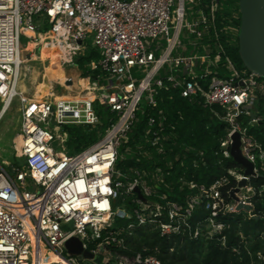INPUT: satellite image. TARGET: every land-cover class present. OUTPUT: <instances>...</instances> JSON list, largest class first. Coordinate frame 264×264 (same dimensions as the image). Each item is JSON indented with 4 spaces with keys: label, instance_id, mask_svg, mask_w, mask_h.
<instances>
[{
    "label": "built area",
    "instance_id": "built-area-1",
    "mask_svg": "<svg viewBox=\"0 0 264 264\" xmlns=\"http://www.w3.org/2000/svg\"><path fill=\"white\" fill-rule=\"evenodd\" d=\"M219 3L0 0V83H6L1 100L15 89L24 63L19 60L21 44L27 38L38 44L43 34L45 44L59 40L62 46L84 45L91 39L93 49L100 54L98 60L89 63L92 73L85 79L94 83L95 89L84 90L85 98L23 99L18 133L22 139L20 145L14 141V146L25 165L12 166L14 177L0 163V264H80L78 261L88 259L80 260L69 252L66 243L72 237L79 238L84 249L100 256L104 264H162L153 254L129 257L116 250L126 247L133 227H144L149 221L162 236L190 227L193 201L184 213L175 202L166 207L149 198L156 190L148 184L145 171L132 169L130 179L116 167L119 149L135 128L139 106L156 105L157 88H180L183 97L201 96L209 106H221L225 111L222 119L230 126L224 145H231L233 134L239 133L243 156L254 164L261 160L264 168V149L240 121L243 116H251L249 124L262 119L256 103L264 93V80L251 72L242 73L220 44L212 45V39L220 37L216 23ZM233 17L239 15L233 13ZM231 22L223 30L232 37L239 36L240 28ZM46 23L49 29L43 30ZM223 57L229 77L212 73ZM76 63L63 61L62 68ZM209 76L208 84L202 85L201 80ZM68 82L73 84V79ZM13 93L17 96L15 90ZM5 106L3 103L0 113ZM102 106L113 114L105 133L80 151L66 147L69 133L65 126L96 127ZM51 121L57 123L55 130L49 127ZM156 122L155 117L149 118L141 144L146 156H152L148 146L162 153L170 140L164 124L156 127ZM59 129L62 133H56ZM255 171L258 173L256 167ZM30 185L36 189L29 190ZM138 187L146 198H133L136 206L132 211L125 210L126 204L120 200ZM211 189L213 197L219 198L216 185ZM239 197L251 204L246 195L240 193ZM237 204L235 201L230 209L235 210ZM165 209L166 220L161 218ZM116 218L136 222L116 226ZM92 243L95 247L90 249ZM41 248L47 251L43 256Z\"/></svg>",
    "mask_w": 264,
    "mask_h": 264
},
{
    "label": "trees",
    "instance_id": "trees-1",
    "mask_svg": "<svg viewBox=\"0 0 264 264\" xmlns=\"http://www.w3.org/2000/svg\"><path fill=\"white\" fill-rule=\"evenodd\" d=\"M217 10V29L220 37L212 39V45L217 42L226 55L234 62L242 73H250L244 66L239 55L238 35L227 34L223 27L232 23L240 28L241 15L239 0H219ZM233 13L239 15L234 19ZM49 29L46 23L43 30ZM213 34V32L211 33ZM213 38V36H212ZM211 42V41H210ZM96 49L85 44L80 53L77 67L81 77L86 78L92 73L87 69V61L98 60ZM213 74L229 77L230 71L225 57L218 67L212 68ZM211 76L201 80L206 86ZM264 80V77H260ZM156 105L142 103L137 112L135 128L130 132V139L119 149L116 167L127 178L133 179L132 169H139L148 174L147 182L156 192L150 199L167 206L175 202L182 206L183 213L193 201L191 215L188 217L189 228L181 232L162 236L153 224L137 228L134 235L127 236L126 247L116 248L119 253L129 257L137 253L157 256L162 264H264V168L261 160L255 167L258 174L249 180V186L254 194L248 196L253 210H231L235 205L231 194L237 187L238 180L232 172L243 174L245 168L225 152L230 150V144L225 146L230 126L222 119L224 109L219 105L209 106L201 96L183 97L180 88H157ZM262 119L249 124L251 116H243L240 121L247 127L248 133L255 138L264 149V93L260 94L256 103ZM99 123L96 127L70 125L65 130L69 133L68 146L80 151L97 141L110 126L112 113L105 106L98 109ZM156 118V127L163 123L164 133L170 140L166 142L165 151L158 153L157 149L148 146L152 156L142 153L145 131L148 129L150 117ZM116 120L114 117L113 122ZM161 175L162 180L157 181ZM127 178H123L125 181ZM220 192L219 198H214L213 186ZM205 187V190L202 189ZM143 195V193H142ZM166 196L162 198V196ZM133 198H142L137 191L131 192L120 202H125L127 209L132 211L136 206ZM146 197L143 195L142 199ZM220 202V203H218ZM218 203L216 207L214 204ZM168 210L161 217L166 220ZM158 219V218H155ZM136 219L116 218V226L127 227ZM221 226L217 230L212 223ZM214 230L213 232H211ZM95 243L90 245V249Z\"/></svg>",
    "mask_w": 264,
    "mask_h": 264
},
{
    "label": "water",
    "instance_id": "water-1",
    "mask_svg": "<svg viewBox=\"0 0 264 264\" xmlns=\"http://www.w3.org/2000/svg\"><path fill=\"white\" fill-rule=\"evenodd\" d=\"M241 26L238 36L239 55L249 72L264 77V0H239ZM257 115L252 114L255 119ZM21 135L15 139V143L21 144ZM230 154L233 159L245 168V176L241 178L238 186L231 192L235 201L238 202L236 210H253V205L242 202L239 194L248 184L250 177L257 175L255 164L245 158L241 152V139L239 133H234L230 146ZM136 191L143 198L141 189ZM67 249L77 254L79 259H95L97 256L89 249H84L82 242L77 237H72L66 243Z\"/></svg>",
    "mask_w": 264,
    "mask_h": 264
},
{
    "label": "rangeland",
    "instance_id": "rangeland-1",
    "mask_svg": "<svg viewBox=\"0 0 264 264\" xmlns=\"http://www.w3.org/2000/svg\"><path fill=\"white\" fill-rule=\"evenodd\" d=\"M88 44L91 45V50H93L94 47H93V43H92L91 39L88 40L87 45ZM21 45H22L21 46V56L25 59H28V60H27V62H24L22 67H21V77H20L21 84L19 85V87L17 89V96L13 102V106L0 119V163H2L5 166V168L11 173V175H13L14 177H15V172L13 171L12 166H18V167L22 168L25 165L24 164L25 159H22L21 157H19L16 154V150H15V146H14V141H15L18 133L20 132V128H21L22 119H21V110L20 109L22 108V105H23V99L29 98L30 96L35 95V85H33V78L37 77L39 72L42 73L43 67L46 64H48L47 62H42L40 60L35 59L34 54L40 48V46H38V45H37L38 47L36 46V43H35V46L31 50H28V49L25 50L24 49L25 41H22ZM36 47H37V49H36ZM86 67H87V69L90 70V66H89L88 61L86 63ZM63 69L65 70L66 74L69 76L68 78L73 77V79H75L76 77H78V80H79V77H80V79L82 78L80 75L81 71L77 67V63L65 65V66H63ZM70 76H72V77H70ZM5 85H6V83H0V97H2L1 93L4 90ZM59 88H61V90L64 89L61 87V85H59ZM59 88L57 90L58 92H60ZM69 93H73V92H69ZM4 100H5V98H3L2 100L0 99V111L2 109ZM55 125H57V123L55 121H51L49 124V127L52 130H55L56 129ZM66 126H70V125H66ZM64 130H65V128H64ZM57 132L62 133V130L59 129L58 131H56V133ZM65 145H66V147L68 146L67 143ZM163 151H165V149ZM225 154L231 155L230 150L226 151ZM232 173L234 175H236L238 183L241 180V178L245 176V171L243 174H239L236 172H232ZM156 179H157V181L162 180V176L159 175V176H157ZM20 188H21V190H23L21 186H20ZM28 189L33 191L36 189V187H34L33 185H30L28 187ZM240 193L246 195L247 198H248V196L254 194L253 189L249 186V181H248V184L241 190ZM119 205H121V204H119ZM126 208H127V206H126ZM126 208H125V210H128ZM114 209H116V205H114ZM128 219H130V218H128ZM212 224L215 227L214 230H217L218 228L221 227L219 225H216L214 222ZM136 229L137 228H134V227L131 229V236L134 235ZM214 230H212L211 232H213ZM78 262L80 264H104V260L100 256H97L93 260L88 259V260L78 261Z\"/></svg>",
    "mask_w": 264,
    "mask_h": 264
},
{
    "label": "bare ground",
    "instance_id": "bare-ground-1",
    "mask_svg": "<svg viewBox=\"0 0 264 264\" xmlns=\"http://www.w3.org/2000/svg\"><path fill=\"white\" fill-rule=\"evenodd\" d=\"M44 38H45L44 35L41 34L40 39L37 42L41 46V49L37 50V52L34 54V57L36 60L47 62L48 64H46L43 67L41 79L35 84L37 85V90L35 92V95L30 96L29 100L36 98V100L50 99L54 101V100H59L62 98L79 99V100L81 98H85L83 97L85 94L82 95V92L87 89L94 90L95 84L88 81L85 78H82L79 82L78 77L75 78V80L73 81V84H69L70 83L68 82L69 76L66 74L65 70L62 68V62L63 61H67L70 63L77 62L80 58L81 51L83 50V48L85 47V44L88 41L85 42L84 45L68 44L67 46H62V43L59 40H57V42H53L52 44H45ZM38 44H36V46ZM34 46H35V43L29 42V39L27 38L25 41L24 49L31 50ZM19 60L20 62H27V60L24 59L23 57H19ZM20 77H21V74L15 80V89H12V91L9 90L5 97L4 103L6 104V106L3 109V111L0 113V119L13 106V102L16 98V96H13L14 95L13 92L15 90L17 93V89L19 85L21 84ZM34 82L35 81L33 80V85H34ZM59 85H61V87L64 89L61 90V88H59ZM58 88L60 92L57 91ZM69 92H73V93H69ZM64 137L66 138L67 135H64ZM29 228L31 232L34 234V230L31 227ZM45 252L47 251L41 248L42 256L45 254Z\"/></svg>",
    "mask_w": 264,
    "mask_h": 264
},
{
    "label": "crops",
    "instance_id": "crops-1",
    "mask_svg": "<svg viewBox=\"0 0 264 264\" xmlns=\"http://www.w3.org/2000/svg\"><path fill=\"white\" fill-rule=\"evenodd\" d=\"M41 75H42V73L39 72V74L37 75V77H34V78H33V80L35 81V82H34V85L36 84V82H38V81L41 79ZM38 77H39V78H38ZM72 79H73V77H72ZM81 79H82V78H81ZM81 79H80V77H79V82H80ZM74 80H75V79H73V81H74ZM36 90H37V85H35V92H36Z\"/></svg>",
    "mask_w": 264,
    "mask_h": 264
}]
</instances>
